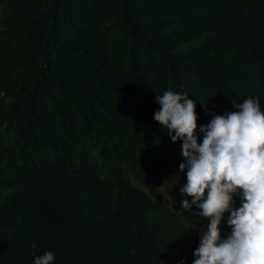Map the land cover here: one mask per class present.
<instances>
[{
	"label": "trees",
	"instance_id": "trees-1",
	"mask_svg": "<svg viewBox=\"0 0 264 264\" xmlns=\"http://www.w3.org/2000/svg\"><path fill=\"white\" fill-rule=\"evenodd\" d=\"M168 90L264 112V0H0V264H193Z\"/></svg>",
	"mask_w": 264,
	"mask_h": 264
},
{
	"label": "clouds",
	"instance_id": "clouds-1",
	"mask_svg": "<svg viewBox=\"0 0 264 264\" xmlns=\"http://www.w3.org/2000/svg\"><path fill=\"white\" fill-rule=\"evenodd\" d=\"M156 103L160 110L154 120L173 143L182 141L185 160L179 169L187 177L180 188L186 197L182 209L195 206L193 214L209 221L200 232L193 264H264V112L259 97L233 100L235 111L212 113L210 122L199 127L197 104L187 93L168 90L156 95ZM226 213L231 231L222 237ZM54 259L53 252H45L33 264H53Z\"/></svg>",
	"mask_w": 264,
	"mask_h": 264
}]
</instances>
